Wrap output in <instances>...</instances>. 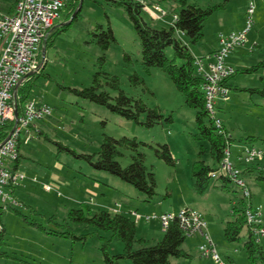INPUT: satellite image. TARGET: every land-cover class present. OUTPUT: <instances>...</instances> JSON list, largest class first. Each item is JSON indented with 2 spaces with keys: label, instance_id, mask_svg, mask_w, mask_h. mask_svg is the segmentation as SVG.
<instances>
[{
  "label": "rangeland",
  "instance_id": "1",
  "mask_svg": "<svg viewBox=\"0 0 264 264\" xmlns=\"http://www.w3.org/2000/svg\"><path fill=\"white\" fill-rule=\"evenodd\" d=\"M14 1L0 0V6L2 3L10 6ZM80 1L70 2L56 27L70 21ZM134 1L143 5L146 20L156 28H170L174 14L181 8L178 0ZM186 1L204 9L222 6L206 21L201 42L193 45L182 37L196 58L213 56L218 49L211 55L206 53L216 49L220 34L242 31L250 5L255 7V25L247 37V45L235 50L228 59V64L237 71L230 81L233 90L231 88L228 101H218L216 107L217 118L234 140L229 148L232 160L244 170L252 163L238 160L242 149L253 147L264 151V97L261 94L264 67L258 68L264 61V0ZM99 26L105 31L111 28L116 38L105 54L103 70L120 77L122 90L128 96L142 99L149 108L160 110L164 119L154 127L126 120L70 92L92 85L98 60L104 55L94 43L99 40L95 36L101 33L97 30ZM46 46L43 45L41 58L39 56L40 68L34 74L43 77L36 81L28 102L49 105L52 115L37 121V128H31L30 134H22L21 158L16 171L22 179L14 185L13 194L20 204L13 206L20 213L11 208L12 204L4 210L2 223L7 230L4 247L7 258H1L0 264H105L101 250L104 240L109 243L111 255L123 253V244L111 233H97L90 226L70 221L69 212L79 208L125 215L137 223V239L149 245L161 241L165 230L160 220L148 221L147 216H176L184 209L196 210L203 214L224 263L251 264L244 239L240 243H229L224 236L225 224L233 218V201L243 197L242 191L232 183L228 191L223 190L219 182L217 188L211 184L205 194L196 191L192 174L195 163L203 161L212 168H219L212 159L210 142L200 136L197 111L186 105L185 97L171 78L158 68L147 71L143 66L140 41L125 10L109 0H83L80 17L55 38L43 61ZM165 53L170 60L175 59L173 48H167ZM126 55L130 56V61L125 60ZM177 64L181 65L182 61L177 60ZM134 75L145 83L134 85L131 81ZM109 92L112 97L117 95ZM146 120L147 115H142L140 122ZM205 123L209 125V118H205ZM104 136L136 138L146 145L141 146V151L157 182L153 199L148 200L145 194L119 177L96 170L83 157L93 156L94 163V154L99 151ZM54 142L62 143L74 154L60 149ZM163 145L169 147L175 165H168L156 156L154 149ZM125 155L119 162L126 168L133 160L131 152L125 151ZM255 163L264 168V157ZM246 182L252 191L254 207H262L264 214V181L246 178ZM36 223H41L48 231H65L69 227L78 239L49 235L37 228ZM243 236L246 237V230ZM259 241L264 248V236H260ZM203 244L205 241L200 234L188 237L183 249L192 258H173L171 263L216 264L201 256Z\"/></svg>",
  "mask_w": 264,
  "mask_h": 264
},
{
  "label": "trees",
  "instance_id": "2",
  "mask_svg": "<svg viewBox=\"0 0 264 264\" xmlns=\"http://www.w3.org/2000/svg\"><path fill=\"white\" fill-rule=\"evenodd\" d=\"M16 0L12 10L16 8ZM66 8H68L70 2ZM114 3L116 7L123 8L127 13L129 20L137 33L141 45L142 64L147 71L152 68H158L167 74L176 89L185 97L186 105L197 111V125L200 131V136L210 142L211 156L215 163L220 166L226 149L230 148L234 142L227 130L223 127L219 129L213 119L209 116L206 109V98L203 92L205 84L204 79L198 75L195 66L196 57L192 54L187 43L182 37H186L189 43L196 45L204 38V25L206 21L222 6L201 8L198 5L188 4L186 0L180 1L181 8L177 14H174V23L170 28H156L150 24L145 17L143 5L134 0H109ZM228 1V0H226ZM80 3L77 4L76 9L71 16L79 9ZM81 10H78L73 21L69 24L59 25L53 28L47 41L46 50L54 45L55 38L65 32L81 15ZM70 16V17H71ZM1 17V16H0ZM100 30L97 44L103 51L104 55L98 60V71L93 76L92 85L82 90L71 89L70 92L75 96L92 102L94 104L106 107L112 113L117 114L126 120L134 121L139 125L147 128H152L159 124L164 117L159 109L149 108L142 99L128 96L121 87V79L116 75H110L103 70L106 63V52L110 49L113 43L116 42L113 31L109 28L107 31L103 27H97ZM167 48H173L175 59L170 60L165 53ZM41 58V56H40ZM125 60L130 61V56L126 55ZM177 60H181L182 64L178 65ZM264 67V61L258 65ZM46 68V64L43 71ZM237 74L228 80L225 85L231 90L230 81ZM42 76H32L30 80L22 83L17 91L16 102L19 113L25 103L28 102L33 88L36 86V81ZM134 85L144 84L138 75L131 77ZM116 92L117 95L112 97L109 92ZM264 97V91L261 92ZM142 115H147L146 122H140ZM205 118H209V125H206ZM171 121V119L169 120ZM15 123L8 122L0 129V143H2L9 132L13 129ZM60 149L74 154L70 149L62 143H55ZM141 146H146L137 141L136 138H121L115 139L110 136H104L99 151L94 154L96 161L93 163L91 159L93 156H83L89 163L98 171L108 172L114 176L119 177L122 181L130 184L139 192L145 194L148 200H151L156 195L157 182L155 174L146 165V155L141 151ZM21 147V145H20ZM261 150V149H260ZM125 151L132 153V163L125 167L119 162V159L125 158ZM156 156L165 161L168 165H175V160L171 155L167 145L159 146L154 149ZM21 155L13 164V171H17ZM238 168L239 165H237ZM218 169V168H217ZM207 165L203 161L196 162L193 166L192 174L195 180V189L199 194H205L211 187L217 188V182L220 183V188L229 190L230 183L234 184L228 177L212 178V172L217 170ZM242 169V168H241ZM255 179L256 181H264V168L260 163H253L242 169V177ZM251 191L248 183L246 182ZM8 192L13 196L15 186L10 185ZM241 190V189H240ZM243 196V195H242ZM17 205L19 202L14 198ZM6 207V206H5ZM8 208L3 207L1 213ZM13 210L17 211L15 206H11ZM255 208L253 205V195L251 191L250 197H242L239 201H233L232 220H229L224 227V236L229 243H240L244 239V249L248 254L251 264H264V248L256 237V232L253 226L248 224L247 212ZM20 213V211H17ZM264 216V214H263ZM69 219L76 224H83L90 226L96 230L97 233H111L113 238H117L124 246L123 253L118 255H111L109 252V243L104 240V245L101 250L104 256L105 264H172L171 259H191L192 256L188 254L183 245L188 236L183 230L180 221L175 219L164 232V237L155 245H149L143 239H137L138 225L135 221L129 219L121 213L112 214L107 210H97L93 212L89 208L72 209L69 212ZM37 228L45 231L49 235H55L64 238L78 239V237L68 227L65 231L47 230L41 223H36ZM4 226V224H3ZM256 229H264V220L261 225L255 227ZM246 230V237L243 236ZM7 230L4 227V232L0 235V259L7 258V253L4 251L6 246Z\"/></svg>",
  "mask_w": 264,
  "mask_h": 264
},
{
  "label": "built area",
  "instance_id": "3",
  "mask_svg": "<svg viewBox=\"0 0 264 264\" xmlns=\"http://www.w3.org/2000/svg\"><path fill=\"white\" fill-rule=\"evenodd\" d=\"M69 1L19 0L14 14L0 17V129L8 122L15 123L7 138L0 143V235L4 231L1 221L3 207L17 204L8 192V188L22 179L13 171V164L20 155L22 134L25 132L30 134L31 128L37 121L52 115L49 105H38L36 102L25 103L22 112L19 113L16 89L39 70V56L43 45ZM254 14L255 7L250 5L246 13L244 29L238 33L220 34L219 48L215 54L197 58L195 61L197 73L205 81L203 92L206 109L219 129L222 127V122L216 116V107L218 101H228L230 89L225 82L235 74V69L228 64V59L235 50L247 45V37L255 25ZM16 111H18V119L15 117ZM231 153L229 148L226 149L219 168L212 172V178L217 179L222 176L230 178L234 185L241 189L243 196L248 198L251 191L242 178L241 169L233 162ZM263 157V150L249 147L242 149L238 160L253 164ZM145 219L160 220L164 230L172 221L178 219L188 237L194 234L203 237L205 244L200 246L203 258L212 259L216 264H226L211 239L204 216L196 210L184 209L176 216L165 214L161 217L147 216ZM247 220L248 224L254 227L258 240L260 236H264V229L255 228L263 222L262 207L249 210Z\"/></svg>",
  "mask_w": 264,
  "mask_h": 264
},
{
  "label": "crops",
  "instance_id": "4",
  "mask_svg": "<svg viewBox=\"0 0 264 264\" xmlns=\"http://www.w3.org/2000/svg\"><path fill=\"white\" fill-rule=\"evenodd\" d=\"M16 1V0H15ZM15 1L14 2H12V4L10 5V6H8L7 4H5V3H2V5L0 6V16H2V15H12V14H14L15 13V10L13 11L12 10V7H13V5H14V3H15ZM218 47H219V43L217 42V47H216V49L212 52V53H206V55H211V54H213L217 49H218ZM234 68V67H233ZM236 71V70H235ZM29 80V79H28ZM27 82V81H26ZM230 86H231V88H232V90H233V85H232V83L230 82ZM38 104V103H37ZM38 105H41V104H38ZM32 128H37V125L35 124ZM203 215V214H202Z\"/></svg>",
  "mask_w": 264,
  "mask_h": 264
},
{
  "label": "water",
  "instance_id": "5",
  "mask_svg": "<svg viewBox=\"0 0 264 264\" xmlns=\"http://www.w3.org/2000/svg\"><path fill=\"white\" fill-rule=\"evenodd\" d=\"M82 5H83V0L80 1V6H79V9H78V10H81V9H82ZM77 12H78V11H76V13L72 16V18L70 19V21H69L67 24H69V23H71V22L73 21V19H74V17L76 16ZM42 55H43V61H45L46 49L43 50ZM18 89H19V88L16 89V93H15V95L17 94ZM15 117H16V119H18V111L15 112ZM16 124H17V123H16Z\"/></svg>",
  "mask_w": 264,
  "mask_h": 264
}]
</instances>
